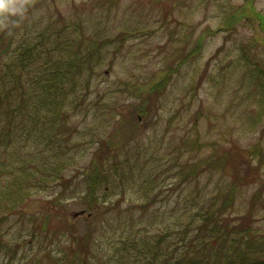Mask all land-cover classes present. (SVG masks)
Returning a JSON list of instances; mask_svg holds the SVG:
<instances>
[{
  "label": "rangeland",
  "instance_id": "374dc122",
  "mask_svg": "<svg viewBox=\"0 0 264 264\" xmlns=\"http://www.w3.org/2000/svg\"><path fill=\"white\" fill-rule=\"evenodd\" d=\"M176 1L173 12L167 14L163 3L154 0H116L113 5L107 0H33L34 7L24 15L28 30L40 31L60 13L69 24L58 19L56 30L66 25L67 30H72V37H76L81 29L80 34L86 41L79 51L91 45L87 44L89 40H97L101 43L103 59L87 91V72L79 73L71 82L73 94H68L65 101L70 115L65 132L68 137L62 140L65 155L60 152L61 159H52V163L64 161L61 178L25 201L22 218L19 213L9 214L3 239L12 248L5 254L0 252V264H34V260L20 257L21 252L33 253L37 259L51 241L54 251L71 243V237L62 229L53 235L52 224L61 223L52 218L56 207L47 204V200L66 188L61 197L67 196V199L59 200L61 209L57 211L69 219L85 212L84 204L78 201L85 193L86 173L83 172L92 159H102L98 150L103 143L117 145L113 154L101 152L102 157L108 155L103 159L112 181L110 185L114 186L111 165L117 166L120 173L129 172V177L123 182L124 198L120 199L118 208L110 211V220L102 216L93 220L100 246H106L107 241L115 237L124 238L131 234V229L135 231L143 225L148 227L149 234L165 226H175L178 216L185 218V213L196 210L190 205L207 209L216 194L232 183V166L239 175L248 178L238 187L239 195L231 214L246 212L252 193L260 188L264 204V163L255 166L247 151L259 144L264 154V106L259 108L251 100L252 80L245 74L247 67L239 62L241 45L259 34L257 23L244 20L238 24L236 32L225 35L217 30L218 26L233 5H242L246 0ZM251 1L256 10L264 14V0ZM78 25L80 29H76ZM121 32L122 40L117 38ZM198 40L203 41L202 49L181 65L177 64ZM75 50L77 48L70 44L59 47L52 59L64 60ZM258 50L253 49L252 55L262 60L264 48L260 45ZM169 65L177 70L171 73L165 92L160 97L152 96L153 102L148 99L150 112L141 115L139 97L131 89L126 90V86L134 82L150 85L155 75ZM80 97L84 101L75 107ZM23 144L22 151L27 152V156L31 147ZM39 155L40 158L47 155L46 150L40 149ZM212 155L215 159H226L228 165L205 168L198 179L179 183L185 159L202 163ZM36 165L35 173L43 175L42 163L36 161ZM249 165L255 170H249ZM0 178L4 181L12 176L0 171ZM117 186L111 189L116 195L114 191L107 192L113 201L119 198L121 187ZM103 187L100 186V191ZM144 187L149 189L147 196H144ZM142 196L150 197L152 204L140 215L142 209L136 204L144 201ZM257 206L255 227L262 232L264 205L257 203ZM41 213L50 215L46 225L51 224V227H47V233L46 226L36 230L37 236L31 239L25 233L41 221L33 223L30 219H41ZM126 213L129 217L134 215L132 222L117 218ZM85 221L83 217L77 218L79 230ZM13 248L18 250L12 254Z\"/></svg>",
  "mask_w": 264,
  "mask_h": 264
},
{
  "label": "trees",
  "instance_id": "16d2710c",
  "mask_svg": "<svg viewBox=\"0 0 264 264\" xmlns=\"http://www.w3.org/2000/svg\"><path fill=\"white\" fill-rule=\"evenodd\" d=\"M107 1L112 5L116 2V0ZM154 1L163 3L167 14L172 13L177 4L176 0L172 3L168 0ZM249 1L251 0L244 1L242 5H233L217 30L229 35L236 32L238 24L244 20L248 22L251 19L252 22L257 23L259 34L248 39L245 45H241L239 62L244 64L243 67H247L244 68L245 74L252 80L254 92L251 100L260 108L264 106V58L260 60L257 55L253 56L252 50H258L260 45L264 48V14L256 10L253 1L250 3ZM32 2L33 0H29L23 14L11 16L8 26L0 30V171L12 176L10 180L2 181L0 178L2 184L0 252L4 254L12 248L4 243L3 239V230L9 214L19 213L22 218L25 214L22 209L25 201L35 192L50 188L61 178L64 161L52 163V159H61L60 152L61 155H65L66 147H62L65 146L62 140L68 137L65 132L70 123L65 101L68 94L70 96L73 94L74 86L71 82L79 73L87 72V91L95 69L103 59L100 52L101 43L97 40H89L87 44L91 43V45H84V51H79L81 44L86 41L80 34L79 25L75 26L76 29H80L76 37H72V30H67L66 25L56 30L55 22L58 19H63L67 23L60 13H57L56 19L40 31L28 30L24 15L27 10L34 7ZM214 34L216 33H211ZM122 35V32L119 33L117 38L122 40ZM21 38H24V41L21 42ZM68 44L74 49L77 48L73 52L74 57L72 53L64 60L61 57L53 60V53L59 47ZM202 46L203 41H195L193 47L177 64L181 65L198 53ZM175 70L177 68H171L169 65L155 75L150 85H139L134 82L126 86V90L131 89L132 93L139 97L137 101L140 102L138 110L141 115L149 114L148 99L153 102L152 96L160 97L165 92L171 73ZM83 101L84 98L80 97L75 107L81 105ZM95 102L97 104L99 100ZM23 143L31 147V152L27 156V152L22 151L25 146ZM194 144L197 146L195 142ZM191 145L194 146L193 143ZM116 147L117 145L111 142L107 145L103 143L98 150L102 159H92L83 172L86 173L85 193H82L77 200L84 204L85 212L74 215V219H69L57 211L61 209L59 200L65 197L61 196L66 188H62L56 196L47 200V204L56 207L52 212V218L61 223L52 224L53 235L62 229L71 237V243L54 251L51 241L39 258L36 259L37 255L33 253L30 255L24 251L21 252L20 257L27 259L26 261L34 260V264H264V234H262L264 231L260 232L257 226L255 227L257 203L264 205L263 194L261 188L253 192L247 211L232 215L239 195L238 187L248 178L239 175L233 166L232 183L226 190L223 189L216 194L207 209L190 205L196 210L187 212L189 216L185 213V218L178 216L175 226H165L155 234H149L148 227L143 225L135 231L131 229V234L124 238L115 237L108 240L106 246H100L93 220L98 216L110 220V211L118 208L120 199L124 198L123 182L129 177V172L120 173L117 166L111 165L114 186L110 185L112 181L109 179L106 160L103 159L108 155L103 154L102 157L101 152L113 154ZM37 148L46 150L47 155L40 158V149L37 151ZM247 151L249 160L256 162L255 166L260 167L264 163L263 150L259 144H254ZM239 153L242 155L240 150ZM46 157L51 160H47ZM209 159L202 163L185 159V163H182L184 174L179 183L198 179L205 168H216L221 165L225 168L228 165L225 164L226 159H215L213 155L209 156ZM36 161L44 166V169L40 170L43 175L35 173L37 171L35 168L38 169ZM177 167L178 175L179 162ZM248 169L255 170L251 165ZM254 173L256 174V171ZM101 185L104 187L100 191ZM117 185L121 190L119 198L113 201L109 199L107 192L114 191L111 189L118 187ZM129 186L132 187V184ZM148 191V187H144V196H147ZM65 198L67 199V196ZM143 199V202L136 204L142 209L140 215L145 214V210L152 204L150 197ZM84 214L85 216H82ZM43 215L44 213H41V219H30L33 223L41 221L25 233L31 239L37 236L36 230L44 229L46 226L45 233H47L48 228L51 227V224L46 225L50 215ZM78 217L86 220L80 230L76 225ZM117 218L124 222H132L134 215L129 217L126 213ZM50 223L54 222L50 221ZM100 224L101 222L98 227ZM17 250L18 248H13L12 254Z\"/></svg>",
  "mask_w": 264,
  "mask_h": 264
},
{
  "label": "clouds",
  "instance_id": "9594fccd",
  "mask_svg": "<svg viewBox=\"0 0 264 264\" xmlns=\"http://www.w3.org/2000/svg\"><path fill=\"white\" fill-rule=\"evenodd\" d=\"M29 0H0V30L8 26V17L23 14Z\"/></svg>",
  "mask_w": 264,
  "mask_h": 264
},
{
  "label": "water",
  "instance_id": "95a60500",
  "mask_svg": "<svg viewBox=\"0 0 264 264\" xmlns=\"http://www.w3.org/2000/svg\"><path fill=\"white\" fill-rule=\"evenodd\" d=\"M78 214H81V212H79V213H76L75 215H78Z\"/></svg>",
  "mask_w": 264,
  "mask_h": 264
}]
</instances>
